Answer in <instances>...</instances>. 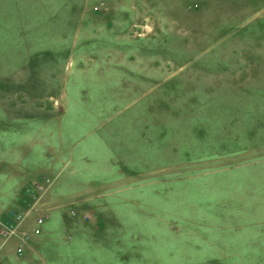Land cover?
Wrapping results in <instances>:
<instances>
[{
    "label": "rangeland",
    "instance_id": "rangeland-1",
    "mask_svg": "<svg viewBox=\"0 0 264 264\" xmlns=\"http://www.w3.org/2000/svg\"><path fill=\"white\" fill-rule=\"evenodd\" d=\"M15 215L0 264H264V0H0Z\"/></svg>",
    "mask_w": 264,
    "mask_h": 264
},
{
    "label": "built area",
    "instance_id": "built-area-1",
    "mask_svg": "<svg viewBox=\"0 0 264 264\" xmlns=\"http://www.w3.org/2000/svg\"><path fill=\"white\" fill-rule=\"evenodd\" d=\"M22 219H23V217L21 215H18V216L15 215L14 216L15 222L9 223V222H1L0 221V248L4 245V243L6 242V240H8V238H10L14 235L15 236L17 235L19 225L23 221ZM42 221H43L42 218L37 219L36 225L42 224ZM33 232L35 234H39L40 230L38 228H34ZM27 238H28L27 235H23V237H22L23 241L27 240ZM21 244L17 248L18 254L22 253V245Z\"/></svg>",
    "mask_w": 264,
    "mask_h": 264
},
{
    "label": "crops",
    "instance_id": "crops-1",
    "mask_svg": "<svg viewBox=\"0 0 264 264\" xmlns=\"http://www.w3.org/2000/svg\"><path fill=\"white\" fill-rule=\"evenodd\" d=\"M16 183L13 185V192H12V196L14 197V199L16 200L17 198H15V197H17V195H19V194H24V191L22 190V188L21 187H23V186H26L27 184H30V183H23L24 181H18V180H16L15 181ZM28 187V186H27ZM25 190V189H24ZM14 200V201H15ZM13 201V202H14ZM22 230H25V227H24V225L21 227V229H20V231H22ZM16 249H15V251H16V254L18 255V256H21L22 254H24L25 252H26V250L28 249V250H30V251H32V247L30 246V244H29V240L28 241H26V243H24V247H23V252L21 253V254H18L17 253V248H18V245L20 244V243H22V241H23V239H22V237H21V234H20V232L18 233L17 232V236H16ZM29 239H30V237H29ZM22 245V244H21ZM11 260V258L10 259H7L6 261H10ZM31 261H34V258H32L31 259ZM0 262H1V260H0ZM28 262V261H27ZM29 263V262H28Z\"/></svg>",
    "mask_w": 264,
    "mask_h": 264
}]
</instances>
